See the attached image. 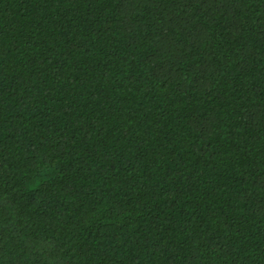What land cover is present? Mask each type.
<instances>
[{"label":"trees","instance_id":"obj_1","mask_svg":"<svg viewBox=\"0 0 264 264\" xmlns=\"http://www.w3.org/2000/svg\"><path fill=\"white\" fill-rule=\"evenodd\" d=\"M0 264H264V0H0Z\"/></svg>","mask_w":264,"mask_h":264}]
</instances>
